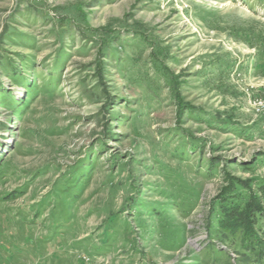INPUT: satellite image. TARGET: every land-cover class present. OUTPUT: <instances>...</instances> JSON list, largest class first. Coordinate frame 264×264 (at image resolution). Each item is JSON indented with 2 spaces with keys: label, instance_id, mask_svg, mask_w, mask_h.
Here are the masks:
<instances>
[{
  "label": "rangeland",
  "instance_id": "374dc122",
  "mask_svg": "<svg viewBox=\"0 0 264 264\" xmlns=\"http://www.w3.org/2000/svg\"><path fill=\"white\" fill-rule=\"evenodd\" d=\"M262 99L264 0H0V264H264Z\"/></svg>",
  "mask_w": 264,
  "mask_h": 264
},
{
  "label": "built area",
  "instance_id": "2783aa9c",
  "mask_svg": "<svg viewBox=\"0 0 264 264\" xmlns=\"http://www.w3.org/2000/svg\"><path fill=\"white\" fill-rule=\"evenodd\" d=\"M257 105V110L264 114V99L260 100Z\"/></svg>",
  "mask_w": 264,
  "mask_h": 264
},
{
  "label": "trees",
  "instance_id": "16d2710c",
  "mask_svg": "<svg viewBox=\"0 0 264 264\" xmlns=\"http://www.w3.org/2000/svg\"><path fill=\"white\" fill-rule=\"evenodd\" d=\"M249 227V226H248ZM246 230H247V228H246ZM248 232V231H247Z\"/></svg>",
  "mask_w": 264,
  "mask_h": 264
}]
</instances>
